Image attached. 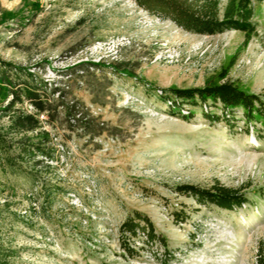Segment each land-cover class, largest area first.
<instances>
[{"label":"rangeland","instance_id":"rangeland-1","mask_svg":"<svg viewBox=\"0 0 264 264\" xmlns=\"http://www.w3.org/2000/svg\"><path fill=\"white\" fill-rule=\"evenodd\" d=\"M252 22L248 38L207 37L132 0H0V75L35 89L46 108L26 132L16 123L34 107L10 109L0 88V264H163L141 240L136 259L119 249L118 228L134 213L166 241L175 259L166 264H255L263 124L246 132L241 110L231 129L199 108L183 119L154 94L228 82L264 105V0ZM181 185L223 186L248 204L202 207L175 193ZM178 211L184 222L172 219Z\"/></svg>","mask_w":264,"mask_h":264},{"label":"trees","instance_id":"trees-1","mask_svg":"<svg viewBox=\"0 0 264 264\" xmlns=\"http://www.w3.org/2000/svg\"><path fill=\"white\" fill-rule=\"evenodd\" d=\"M139 8L163 20L174 23L187 33L198 36H216L226 32H240L246 38L256 33V25L252 22L255 5H261L263 0H132ZM0 75V88L11 96L10 109L24 101L29 102L35 110V115L18 119L17 125L24 126L26 132H35L40 128L38 115L46 112L43 101L35 89H13L8 79ZM223 79V76H221ZM5 82V83H4ZM170 114L180 118L192 117L191 108H199L202 117L208 122L224 121L229 129L237 110H241L243 119L248 125L261 122L264 128V105L256 95L248 94L232 83L222 82L207 84L202 88L170 89L168 95L162 92L154 93ZM219 107L221 117H216L207 110ZM186 112L187 115H183ZM26 125V127H25ZM177 195L192 199L202 207H212L221 211L235 212L248 204L247 199L236 190L213 185L210 189H201L190 185L175 188ZM185 213L178 211L172 214V219L184 222ZM118 245L122 254L129 259H136L142 247H136V242L155 247L161 251L163 264L174 261L168 245L163 237L158 235L150 221L139 213L128 216L118 228ZM153 251V250H152ZM255 264H264V242L257 246Z\"/></svg>","mask_w":264,"mask_h":264},{"label":"water","instance_id":"water-1","mask_svg":"<svg viewBox=\"0 0 264 264\" xmlns=\"http://www.w3.org/2000/svg\"><path fill=\"white\" fill-rule=\"evenodd\" d=\"M157 92H161V91H157Z\"/></svg>","mask_w":264,"mask_h":264},{"label":"built area","instance_id":"built-area-1","mask_svg":"<svg viewBox=\"0 0 264 264\" xmlns=\"http://www.w3.org/2000/svg\"><path fill=\"white\" fill-rule=\"evenodd\" d=\"M160 93V92H159Z\"/></svg>","mask_w":264,"mask_h":264}]
</instances>
